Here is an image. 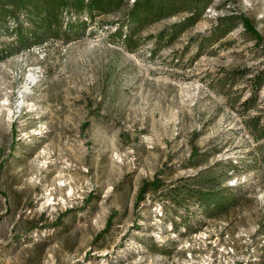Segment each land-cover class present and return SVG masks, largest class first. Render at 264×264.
<instances>
[{
	"label": "rangeland",
	"instance_id": "obj_1",
	"mask_svg": "<svg viewBox=\"0 0 264 264\" xmlns=\"http://www.w3.org/2000/svg\"><path fill=\"white\" fill-rule=\"evenodd\" d=\"M133 1L68 41L13 51L0 32V264H264V0H214L173 44L159 33L187 13L161 19L130 50L114 34ZM222 162L237 203L173 219L170 188Z\"/></svg>",
	"mask_w": 264,
	"mask_h": 264
},
{
	"label": "trees",
	"instance_id": "obj_2",
	"mask_svg": "<svg viewBox=\"0 0 264 264\" xmlns=\"http://www.w3.org/2000/svg\"><path fill=\"white\" fill-rule=\"evenodd\" d=\"M213 2L214 0H134L128 10L127 22L117 28L114 36L128 49L133 50L140 45L139 40L135 38L148 25L167 17L187 13L182 23L159 33L158 45L166 38L169 44H173L183 30L193 26L204 15ZM128 3L129 0H0V32L7 33L16 40L17 44L12 47L13 51L29 48L55 36L68 41L85 32L88 17L91 19L96 13L118 11ZM241 22L246 30L255 36L254 38L261 39L249 18L241 17ZM237 26L235 16L218 18L209 42H219ZM205 42L206 39L201 40L200 48ZM251 82L253 92L243 102L245 109L254 106L255 94L261 84L259 77ZM251 128L258 141L264 138V130L259 131L258 121H255ZM197 151L198 149H194L192 153L194 158L199 154ZM225 165L227 164L222 162L202 169L195 177L170 188L168 199L173 204L171 210L173 219L180 218V223L189 228L192 226L193 215L186 213L188 203L197 204L198 211L210 217L229 211L237 203L239 197L235 194L236 188L224 183L230 176L228 168L236 169L237 165L229 164L227 167ZM163 185V181L159 179L146 181L140 193L143 195L149 191H157Z\"/></svg>",
	"mask_w": 264,
	"mask_h": 264
},
{
	"label": "bare ground",
	"instance_id": "obj_3",
	"mask_svg": "<svg viewBox=\"0 0 264 264\" xmlns=\"http://www.w3.org/2000/svg\"><path fill=\"white\" fill-rule=\"evenodd\" d=\"M33 79H34L33 74H30V75H29V80H33Z\"/></svg>",
	"mask_w": 264,
	"mask_h": 264
}]
</instances>
